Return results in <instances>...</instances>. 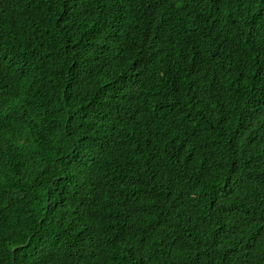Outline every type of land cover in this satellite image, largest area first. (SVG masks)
<instances>
[{"label": "trees", "instance_id": "trees-1", "mask_svg": "<svg viewBox=\"0 0 264 264\" xmlns=\"http://www.w3.org/2000/svg\"><path fill=\"white\" fill-rule=\"evenodd\" d=\"M0 264H264V0H0Z\"/></svg>", "mask_w": 264, "mask_h": 264}]
</instances>
